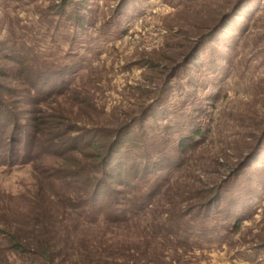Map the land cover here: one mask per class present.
I'll use <instances>...</instances> for the list:
<instances>
[{
    "label": "rangeland",
    "instance_id": "374dc122",
    "mask_svg": "<svg viewBox=\"0 0 264 264\" xmlns=\"http://www.w3.org/2000/svg\"><path fill=\"white\" fill-rule=\"evenodd\" d=\"M0 39L28 52L35 69L83 62L72 93L35 105L25 80L11 78L19 67L0 57L1 102L22 126L40 109L86 132L131 125L154 157L187 159L180 170L147 175L138 192L120 196L124 206L93 215L82 193L49 177L62 159L0 166V258L31 264L10 239L36 244L42 221L63 264L71 254L98 264L114 247L148 264H264V0H0ZM192 127L205 137L180 155ZM217 184L225 204L181 214Z\"/></svg>",
    "mask_w": 264,
    "mask_h": 264
},
{
    "label": "trees",
    "instance_id": "16d2710c",
    "mask_svg": "<svg viewBox=\"0 0 264 264\" xmlns=\"http://www.w3.org/2000/svg\"><path fill=\"white\" fill-rule=\"evenodd\" d=\"M239 4L234 7L231 13H227L219 24L215 25L216 29L220 28L234 14ZM81 27H84V24ZM0 57L10 60L19 67V69L13 70L11 78L22 77L25 80L30 89V101L35 105H41L51 101L54 97L72 93L74 89L70 88V83L84 69L83 62L77 66H64L63 68L43 64L39 69H35L27 64L28 52L19 53L2 39H0ZM9 76L7 73L3 74L5 78ZM2 90L3 94L8 92V88L3 87ZM8 107L9 105L4 102V99L1 102L0 98V166L14 168L30 164L35 165L36 162L46 156L62 159L66 166L64 168L46 169L52 172L49 177L62 180L67 185V189L72 190L73 193L76 191L82 193L81 204L87 211H91L87 212L88 215H93L96 210L100 211L99 213H107L112 207L117 209L124 206L123 202L127 201V198L120 196L138 192L140 190L139 183L146 180L147 175L154 174L159 177L165 171L169 173L180 170L187 160L184 156L183 158L166 157L165 155L159 158L154 157V153L151 154L153 151L146 148L143 139L145 137L132 131L131 125H126L118 132L104 129L86 132L70 121L67 123L66 118L61 114L55 116L45 112L43 114L40 109L39 111L36 110V114L29 118V124L25 127L18 122L15 115H12L13 113L8 110ZM143 116L142 119L146 120L147 114H143ZM10 127H13L14 131L10 137H6ZM30 129L32 130L30 131ZM199 137L200 139H198ZM203 137L205 134L201 127L193 128L190 133L179 139V154H188V152L196 149L201 144ZM159 152L161 151L158 150L157 155H162ZM80 157L89 160L90 163L79 165L77 159ZM71 161L76 162L73 165ZM242 166L244 164L240 167ZM41 169L39 171L44 173L45 170L43 169L45 168ZM223 187L217 184L210 190L211 194L208 199L206 198L207 200L197 204L196 208H192L195 207L194 204L189 205L192 207L181 212V214L187 213L186 215H189L191 211L196 209L205 210L218 202L225 204ZM159 188L152 190L153 193L149 194L146 200L151 199L154 191H157L155 196L158 195L160 193ZM141 200L143 199L141 198ZM67 201L73 202L70 198ZM67 201H64L63 208L68 207ZM145 206H138V211L144 210ZM113 216L116 217L115 214ZM242 221V217L235 219L232 231H236ZM37 224L41 225L39 227L42 228L37 234L36 244L23 245L14 236L12 240L10 239V249L15 255L21 256L24 261L31 264H63V260H58L60 247L56 246L54 237L48 236L42 221H37ZM191 227V230L196 228L195 225ZM7 233L9 234V232ZM62 251L64 253V250ZM126 254H119L116 247L103 249L98 258V264H148L149 262V260L146 262L141 261V259H133L134 257L131 258ZM73 255L66 256L67 264H79L80 260L75 259ZM159 260L156 259L151 263L161 264ZM92 261L88 259L86 263H82L94 264L95 262ZM2 263L12 264L4 254L3 259L0 258V264Z\"/></svg>",
    "mask_w": 264,
    "mask_h": 264
}]
</instances>
